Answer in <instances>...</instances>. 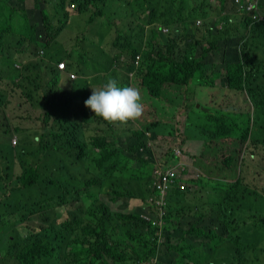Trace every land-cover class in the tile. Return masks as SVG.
Masks as SVG:
<instances>
[{"label": "trees", "instance_id": "1", "mask_svg": "<svg viewBox=\"0 0 264 264\" xmlns=\"http://www.w3.org/2000/svg\"><path fill=\"white\" fill-rule=\"evenodd\" d=\"M24 1L0 0V59L3 45L8 44L7 39L11 36L18 34L20 41H28L30 45L39 43V38L45 42L58 38L63 28L71 25L70 11H75L83 14L85 25L95 28L94 31L104 23L110 25L111 33H93L91 40L97 38L106 44L104 46L109 50L106 58L115 65L123 55L131 53L130 61H133L134 56L140 54L133 81H137L135 85L140 90L143 105L148 95L161 98L164 93L172 91L171 87H181L179 91H183V87L192 81L209 78L212 73L217 74V79H213L208 101L214 100L212 103H215L231 92L245 91L256 109H263L258 112L262 116H257L254 121V128L261 130L262 137L252 136L248 129L241 140L250 139L253 148L250 153L253 155L262 148L264 158V21L251 30L247 44L255 46L250 48L247 45L239 58L233 49L235 44H239V39L233 34L236 27L225 25L224 29H218L216 24L222 23L218 19L225 21V17L210 19L212 15L219 16L223 10L226 11L233 0H217L222 3L219 8L208 0H134L136 7L130 3L131 0H114L109 9L108 0H51L56 10L53 19L58 25L53 23L46 7L40 8L41 4H46L41 0H34L39 11L30 9L39 21L31 23L28 11L21 6ZM260 1L264 14V0ZM71 4L74 9H71ZM16 11H21L22 17H15ZM197 19L202 20L200 26L195 24ZM121 31L127 33L124 39ZM94 47L88 46L85 50ZM221 50L233 56L222 69L219 64ZM243 63L251 70L243 71ZM4 66L9 70H3ZM0 68V82L6 84L0 87V160L14 161L18 157L16 169L21 170L14 175L13 169H0V264H132L134 260L150 258L156 260V264H203L194 248V240L202 237L209 238L210 247L215 239H227L226 251L220 257L209 259L211 264H243L236 255L230 254L245 247L237 238L231 239L229 227L233 223L234 212H241L244 203L249 202L247 214L255 219L258 230L264 228L254 208L257 204L264 207V160L262 164L253 166L254 173L247 168L242 171L243 175L241 173L229 183L225 174L232 166L233 156L223 158L221 163L224 167L219 171L224 181L219 179L212 189H203L205 186L199 185L202 191L194 197L197 201L189 205L187 197L188 202L182 210L176 211L175 205H168L161 227L166 241L159 244L156 241L159 238L156 236L158 227L141 219L136 212L125 215L110 211L109 206L99 200V194L104 185L106 187L110 183L106 182L110 176L121 175L129 169L126 184L130 189L123 192L111 182L106 192L111 201L133 197L137 184L141 181L146 185L151 183L153 170L160 161L168 164L178 161L173 153V149L178 148L177 141L174 146L170 141L176 130H168L158 120L149 118L145 109L143 119L136 120L138 125L131 130V142L112 147L111 142L105 139L120 129L115 127L126 124H108L88 109V115L94 117L96 123L106 126L103 130H92L104 133L106 138L94 140L96 142L91 144L99 149L98 156L92 158L96 173H91L89 168L83 169L79 164L86 157L88 146L76 144L75 137L70 138L72 133L67 134L70 126L77 124L69 121L83 122L86 114L83 113V119H76L75 112L63 111L68 105L61 97L62 90L47 89L48 82L41 76L42 63H31L25 68L26 72H18L0 60ZM25 73L28 74L22 76ZM221 74L224 77L221 79L223 89L218 98L216 82ZM114 79L119 86H128V76ZM99 83L101 87L105 84L103 81ZM8 96L15 103L10 104ZM39 99L46 100L47 106L54 104L61 110L52 114L46 110L47 106L42 105L44 111L38 113V118L42 116L39 120L44 128L36 134L40 149L34 152L33 145L28 144L29 130L25 127L33 115L34 103ZM6 105L7 110L12 106L16 109L15 119L12 118L14 116H6ZM55 121L56 133L51 134L49 124ZM39 128L33 127L35 130ZM217 128L220 135L232 134L231 128L219 122ZM13 134H17V143L19 140L15 149L21 148L17 157L13 154L14 148L8 146ZM4 143L8 149H3ZM6 154L8 156L5 157ZM28 156L33 159L30 165H27ZM32 188L46 199L33 201L28 191ZM218 188L224 194L220 202L205 198V192ZM200 197L204 200L201 205L198 204ZM234 219L243 222V216ZM33 220L38 221L36 225L27 224ZM18 224L25 225L24 234H14L21 232ZM234 224L240 227V224ZM172 237L176 238L174 242ZM158 244L164 251L157 248ZM255 248L259 245L250 247L251 250Z\"/></svg>", "mask_w": 264, "mask_h": 264}, {"label": "clouds", "instance_id": "2", "mask_svg": "<svg viewBox=\"0 0 264 264\" xmlns=\"http://www.w3.org/2000/svg\"><path fill=\"white\" fill-rule=\"evenodd\" d=\"M233 4L230 5V7L227 6L226 11L223 10V13H219V16H216L215 14L211 16L210 19L213 18H220V17H225V21H222V19H218L219 22H222L220 24H216L218 29H224V26H232L236 27L234 29L233 34L239 39V44H235L233 46V49L236 50L237 56L239 55L242 57V54L246 48L247 45H249L250 48H253L255 45L254 44H247L250 37H251V30L254 28V25L257 23L263 22L264 21V14L261 11V1L260 0H233ZM209 3L217 6L218 8L222 7V3H220L217 0H208ZM71 9H74L75 7L73 4L70 5ZM33 8L37 9L35 5L33 4ZM74 7V8H73ZM45 8V7H43ZM202 23L201 19H197L195 21V24L197 26H200ZM248 23V24H247ZM237 29V30H236ZM209 31V27L207 28ZM61 34V33H60ZM18 34L16 36H11L13 38L12 43L10 44H15V55L17 57L14 59L13 64L8 66L11 67L14 71L18 72H26L27 68L31 63L34 62H41L42 63V71L41 76L42 78H46L47 83V89L50 91H55V90H62L61 97L63 101L68 105L66 108L63 109L64 112H67L68 110L74 111L80 108H85L87 111L88 109L96 116L105 121L108 124H126L127 126H132V128L137 127L134 125H131L135 123L136 120H138L144 112V105L141 102L142 97L140 90L136 88L134 80V73H136V69L139 66V61H140V54H136L134 56L133 61L130 62L131 54L128 55H123L120 57V60H128L129 64V70L132 68L131 71L125 72V75L128 76V86H119L118 81L114 78H108L107 82L103 84L102 87L99 89H93L91 90L90 87L84 83L82 85V72L83 68L79 63H82L84 66L86 65L83 59H81L78 62V65L75 66V62L78 60L77 58L73 59L72 62L70 63L69 59H66V56L68 58L70 57V47L64 48V45H61L58 48L52 47V50L49 52H46V49L41 46L37 47V45H30L29 42L20 41V36L17 38ZM59 38V35H58ZM40 44H50V43H55V44H63L60 41H53L50 40L49 42H45L42 40V38H39ZM9 44V43H8ZM38 44V43H37ZM54 45V44H53ZM7 44L3 45V49L1 51L2 56H6L7 58H10L9 55L6 53ZM72 48H76L75 45L72 46ZM106 51H101L100 53L104 55V53H107L109 50L105 48ZM75 50V49H74ZM62 51L65 56H61L60 52ZM85 55L87 56H92L94 54L93 51L90 49H86ZM90 53V54H88ZM71 56H75L74 54H71ZM233 56H228L224 50H221L219 53V64L222 69V67L228 62L230 59H232ZM240 58V57H239ZM103 60H109L110 63L112 64L111 68H114L115 64L113 61L110 60V58H99L98 62H101ZM117 61L116 65L119 69H122V67H125V63L122 61ZM96 61V60H95ZM244 64V63H243ZM120 65V66H118ZM87 66V65H86ZM6 66L3 67V70H6ZM8 69V68H7ZM9 70V69H8ZM224 70V69H223ZM251 70L247 65L244 64L243 71H249ZM143 71L146 73L145 67L143 65ZM212 71V69H211ZM225 71V70H224ZM28 73L22 74V76H26ZM123 74V73H121ZM263 74V73H262ZM122 76V78H126V76ZM212 74H209L211 76ZM244 75L245 72H244ZM264 75V74H263ZM224 78L222 77V74L219 75L218 81L219 85L221 86V79ZM134 86V87H133ZM89 87V90L87 88ZM42 91V90H40ZM89 91V94L87 96L86 92ZM8 92V90H6ZM42 96V92H39ZM243 93L246 94L247 99L249 102H251V111L249 115V132L251 133L252 131V136H254L256 133V137H259L261 134L259 131H256L254 128V121L255 118L258 116V112L263 109H256V106L253 104V102L249 99L247 93L243 91ZM82 94H84V97L82 98ZM211 94V92H210ZM210 96V95H209ZM8 100V97H7ZM79 101H82L80 104ZM38 102L34 103L35 105L38 104ZM33 104V105H34ZM207 106L209 109H206L205 114L203 117L207 115V119L213 120L207 123V125L201 126L204 130H209L213 133V139L218 140V141H228L230 138L233 137H238L235 140H238L239 143L241 144V150L239 152V162L238 164L240 165V174L241 175L242 171H244L247 168H251L252 173L254 172L253 166L257 164H262L263 163V154H262V148H258L257 151L258 153L256 155H253L250 153V149L252 144L250 139L247 141H242L241 139L244 137H241L240 134L241 132L245 131V125L243 122V116L240 114L237 118L239 119L238 124H234L232 121V114L229 110H227V113H224V111H220L216 109L219 107V104L217 103H211L208 105L207 101ZM68 108V109H67ZM6 112L9 111L11 113H14L15 115H12L10 113H6L7 117L14 116L12 118H16V109L12 106L9 107L7 110V105L5 106ZM48 111V107L46 109ZM176 110H181V108L177 107ZM44 110H42L40 113H43ZM39 113V114H40ZM42 117V116H41ZM41 117L38 118V115L34 117L33 115L30 118L29 122H35V124L32 125H26L25 128H28V144L33 145V148H38V138L36 137V134L38 133L39 130L42 131L44 127H41L42 122L39 120ZM40 121V122H39ZM72 123H77L73 124L70 126L68 129L67 134L72 133V136L70 137L71 139H74L75 137V142L76 144H86L88 146L86 150V157L83 159L82 163H79L80 166L84 168H89L91 173H96L93 171L95 168L94 162L92 160L93 157L98 156L99 154V149L96 147H92L91 144L96 142L94 140H101V138L105 139V134L104 133H94L92 130H87L85 128V122H76V121H69ZM129 122V123H128ZM221 123L229 128L232 129V134L231 135H220L217 133V123ZM126 125H120L115 128H120ZM39 126V129H33V127ZM96 130H103L106 128L104 124H98L95 122ZM199 128V133L198 135L200 136L197 138L198 140L203 142V137L201 135L202 130L200 126H197ZM56 128H57V123L52 122L49 124V133H56ZM118 129V130H120ZM25 130V129H23ZM118 130H114L118 131ZM34 131V132H33ZM33 132V133H32ZM113 132V135H108V139L106 138L105 140L111 142V146L114 147L117 145L116 139L118 136H115ZM238 132V133H237ZM66 134V135H67ZM90 134H93V136H90ZM131 134V130H130ZM98 135V136H97ZM220 135V136H218ZM20 137V135H19ZM132 138V136H130ZM204 137L206 135L204 134ZM244 142V143H242ZM17 146L19 144V140L17 143V134H13L11 143H8L9 147L11 146ZM36 145V147H34ZM177 146L178 148L173 149V153L175 154L174 150L177 149L179 151L178 154H175V157L178 159V161L174 163H166V161L162 160L160 161L154 168L153 170V180H151V183L148 184V188L145 191H141L138 186L135 188L134 195L133 197H130L128 199L125 198H120L116 199L115 201H111V204H119L120 208L118 209H112L110 205L109 210L115 213H120V214H129L130 212H136L137 214L140 215V218L143 219L146 222H150L152 225H155L158 227V231L156 232V236L159 238L156 240L159 244L165 242V238L162 237V225H164V217H165V210L168 207V205H174V199L176 196H183V197H188L189 198V203L190 199L195 196H199L200 192L202 191V188H199V183L200 180L206 179L209 181L208 178H202V175L198 174L195 172V170H198L195 166L194 163L188 162V160H192L194 157L189 158L186 157L185 153L187 152V148L182 145L181 143V137L180 133H178L177 136ZM13 148V147H12ZM225 147H221V149L218 151L222 152ZM184 149L186 152H184ZM141 150V149H140ZM17 150L14 148V156ZM217 153V152H213ZM212 153V155H213ZM237 151L234 152H229L224 158H227L228 156H233V160L236 157ZM32 155V154H30ZM8 156L7 154L5 157ZM34 156V155H33ZM196 156V155H194ZM17 157V156H16ZM201 157L209 158L205 154L200 155ZM28 158H31L28 156ZM188 158V159H187ZM257 159H261V163L257 162ZM247 160V162H246ZM3 161H8L9 163L6 165L5 168L1 167ZM13 162L16 164L18 163L17 158L14 159V161H11V159L7 160L5 158H2L0 160V169H13ZM90 162L91 166L87 165L86 163ZM199 164V162H197ZM233 164V162H232ZM231 164V165H232ZM86 166V167H85ZM237 167V166H236ZM86 170V171H89ZM173 173V176H168V173ZM194 172V173H193ZM14 175H18L21 173V170L18 169H13ZM0 174H2L0 170ZM243 175V173H242ZM202 178V179H200ZM199 179V180H198ZM115 188L121 189L123 192H126L128 188L123 184V183H114ZM110 186V184H109ZM105 190L104 194H107V190ZM181 186L183 189H181ZM33 189V188H32ZM205 189V188H203ZM110 196L109 194H107ZM195 201V198H193ZM100 200V199H99ZM101 201V200H100ZM140 201V205H135L134 202ZM103 202V201H102ZM127 204H126V203ZM204 203V200H202V197L199 198L198 204L201 205ZM246 204V203H244ZM75 206V205H74ZM248 211H246L247 213ZM161 235V236H160ZM206 240L209 241V238H206ZM200 241V238H196L194 242ZM174 242V241H172ZM210 242V241H209ZM157 246V248H160L164 251L163 248L160 246ZM206 252L211 250V247L208 245L205 247ZM132 264H156V260L153 258L150 259H142V260H134Z\"/></svg>", "mask_w": 264, "mask_h": 264}, {"label": "rangeland", "instance_id": "3", "mask_svg": "<svg viewBox=\"0 0 264 264\" xmlns=\"http://www.w3.org/2000/svg\"><path fill=\"white\" fill-rule=\"evenodd\" d=\"M43 2H46V4H41L40 8L46 7V9L49 12V15L51 19L56 16V10H55V5L54 2L51 0H41ZM54 1V0H53ZM112 1L114 0H108L107 6L108 9L110 8ZM125 1V0H124ZM188 2L189 0H185ZM130 3L133 4V7H136V4L134 3V0H131ZM34 4V0H25L24 4L21 6L23 9L28 11L27 14H29V20H31V23L39 21V18L32 12L35 11L32 6ZM32 11H31V10ZM46 10V11H47ZM36 11H39L37 9ZM15 17H22L21 11H16ZM107 18V17H106ZM108 19V18H107ZM106 19V20H107ZM69 20L71 22L70 26H67L63 28L61 31V34H59V38H55L53 40L55 41H60L63 44H55V43H50V44H36L37 47L43 46L46 49V52H49L52 50V47L55 46V48L60 47L61 45H64V48L70 47V57L66 56V59L72 62L73 59L77 58L78 60L75 62V66L78 65V62L83 59L87 67L93 68L95 72L99 71L100 68L105 66L106 68L109 67L107 60H103L99 62V65L93 64L95 60H98L99 58L106 59L108 57L107 53L101 54L99 51H106L105 46L106 44L100 43L99 40H94L92 41L91 34L96 33V34H102L106 35L107 33H111L110 25L107 23H104L102 26L98 27L97 30L94 31L95 28L90 27L85 25L84 17L83 14H77L75 11H70L69 15ZM53 23L58 25L57 20L54 18ZM40 27H38L39 29ZM39 32V30H38ZM113 32V31H112ZM115 33V32H114ZM121 38L124 39L127 36L126 31H121ZM113 36V35H112ZM8 43L6 46L7 49V54L9 55L10 58H7L6 56L1 57V61L7 62L9 59L8 63L9 65L13 64L14 59L17 57V55L14 56L15 54V44H10L12 43L9 42V39H7ZM81 43V44H80ZM86 43H94V44H86ZM54 44V45H53ZM76 46V50L72 49V46ZM88 46H95L94 48L90 49L91 51L94 52L92 56H87L85 55V48ZM61 56H65L62 51H59ZM71 54H74L75 56H71ZM1 72V68H0ZM213 79H217V74L212 73V76L209 78H205L203 80H194L192 81L188 86L183 87V91H179L181 87H171L172 91H168L167 93L163 94V97L161 98H154L150 97L149 95L147 96L146 104L144 107V110L146 109L149 114V118H152L154 120H158L163 127L167 128L168 130L175 129V135L171 141L172 146L175 145L177 141V136L178 133H180L181 137V143L183 146L187 148V152L184 149V152L186 157L189 156V158L194 157L192 160H188L190 163H194L196 161L195 166L198 170H195L198 174L202 175V178H208L209 181L206 179H202L199 181V183L203 186H205V189H212L214 188L219 179L223 180V174L219 171L220 168H223L224 166L221 163V160L229 154V152H234L237 151L236 157L233 160L232 166L227 170V176L226 182H233L236 178L239 177L240 174V165L238 164L240 158L239 152L241 150V144L239 143L237 139L238 137H233L230 138L228 141H218L213 139V133L209 130H204L201 126H206L208 122L213 121L207 119V115L205 117V111L206 109H209L207 106V101L208 97L210 95V92H212V87H213ZM216 88H218L217 93H218V98L220 96V90L223 88L219 85V81L217 80L216 82ZM124 86L123 84H120ZM6 84L4 82H0V87H5ZM101 86V84H99ZM134 87V86H133ZM92 90V89H91ZM212 96V95H211ZM8 100H10V104L15 103V100L10 98L8 96ZM44 100V98H43ZM39 99V103L36 104V107L34 110H32L33 116L36 117L38 113H40L43 110V104L44 106H47V101H43ZM214 100H209L208 105H210ZM81 104L82 101H79ZM216 104H219V107L216 109L220 111H224V113H227V110H229L232 114V121L234 124L239 123V119L237 118L240 114L243 116V122L245 125V130L249 129V115L251 111V102L248 101L247 96L243 91H238V92H231L227 96H223L218 99V101L215 102ZM54 104H50L49 106V112L52 114L58 113L61 109H56L57 106ZM179 107L181 110H176V108ZM33 109V107L31 108ZM261 111V110H260ZM8 113L15 115L14 113H11L7 111ZM259 117L262 116V114H258ZM139 119H143L142 116ZM35 124V122H28V125ZM131 125L137 126L138 123L137 121ZM197 126H200L202 130V137H203V142L198 140L200 136L198 135L199 133V128ZM132 126H123L121 127L120 130L115 131L114 135L118 136L116 139V143L119 146H125L127 143L131 142V134L130 130H132ZM177 130L178 133H177ZM259 132H261L260 129H258ZM34 132V131H33ZM32 132V133H33ZM238 133V132H237ZM204 134L206 137H204ZM252 134V131H251ZM257 134V133H256ZM256 134L254 137H256ZM260 137H262L261 134H259ZM241 137H244L245 134L244 132H241L240 134ZM133 139V137H132ZM5 144V143H4ZM12 146V144H11ZM13 148L17 146H12ZM36 147V145H34ZM221 147H225L222 152L218 151L221 149ZM3 149H8L7 145H4ZM21 148H18L15 154L18 156V151ZM38 148H33V151H37ZM217 153H213V152ZM213 153V155H212ZM205 154L209 158L201 157L200 155ZM196 155V156H194ZM35 156V155H34ZM134 159V158H133ZM188 159V158H187ZM18 160V157H17ZM37 161V159H35ZM199 162V164L197 163ZM247 162V160H246ZM257 162L261 163V159H257ZM8 161H3L1 167L5 168L6 165L8 164ZM33 163L32 158H27V165H30ZM87 165L91 166L90 162L86 163ZM134 165H130V167H133ZM237 166V167H236ZM86 167V166H85ZM17 168V164L13 162V169ZM129 170V169H128ZM128 170L121 174V175H115L114 177H111L106 180V182H112V183H123L127 188L126 184V173ZM252 171V170H251ZM194 173V172H193ZM213 173V174H212ZM254 173V172H253ZM250 174V172H249ZM213 179V180H212ZM109 183V184H110ZM213 183V184H212ZM262 183L264 181L262 180ZM107 184V183H106ZM109 184L105 187L102 188V192L99 194V199L103 202H106L108 205L111 206L112 209H118L120 208L119 204H111V202L108 200L109 196L107 194H104L105 190L109 186ZM213 185V186H212ZM137 186L140 188L141 191H145L148 188V184L146 185L144 182H140L137 184ZM136 186V187H137ZM130 189V188H128ZM222 190V189H221ZM218 188L217 190H212L205 192V198L209 201H215V202H220L222 197L224 196L223 192ZM30 197L33 199V201H40L43 199H46L43 195H41L36 189H30ZM192 197L190 199V202H188L187 197L183 196H176L174 199V205L176 206V211L182 210L185 208L186 202L189 205H193L197 199L195 198V201ZM243 202V200H242ZM126 203V202H125ZM252 203H255L252 201ZM127 204V203H126ZM134 206L140 205V201H136L133 203ZM250 207V203L244 204L243 209L241 212L239 210H236L233 214L234 217H232L231 221L233 222L230 227V233H231V239L237 238L240 240V242L243 243V246L245 249L238 251L237 253H230L232 255H236L239 258V261L242 262L243 264H264V228H257L255 219L246 213L247 208ZM239 208V205H238ZM242 208V205H241ZM258 212H257V219L261 222L264 223V207L259 206L258 204L254 207ZM253 213L255 214L256 212L252 210ZM66 214L63 215V218H65ZM240 216H243V222H237L235 221L234 218H239ZM37 220H33L30 223L31 225H36ZM234 223L240 224V227ZM19 225V230L21 231L20 233H14V234H24L25 233V225L23 224H18ZM236 227V229H234ZM264 227V225H263ZM245 234V237L243 235ZM180 238V237H177ZM174 237H172V241H175ZM183 239H180V242H182ZM227 239L226 238H218L215 239L212 242V247L211 250L206 252L205 247L209 245V241L205 239V237L200 238V241L195 242L194 248L195 253L201 256V261L203 264H211L209 259H213V257H220L225 251H226V245H227ZM235 243V242H234ZM232 243L231 245H234ZM2 244H6V241L3 240ZM205 247H203V245ZM259 245V248H255L253 250L250 249L252 245ZM229 245V247L231 246ZM250 245V246H249ZM210 246V245H209ZM204 251L206 253H204Z\"/></svg>", "mask_w": 264, "mask_h": 264}, {"label": "crops", "instance_id": "4", "mask_svg": "<svg viewBox=\"0 0 264 264\" xmlns=\"http://www.w3.org/2000/svg\"><path fill=\"white\" fill-rule=\"evenodd\" d=\"M131 53L128 54V56L130 55ZM122 62L125 63V67H122V69H119L116 65L114 66V68H111L112 64L110 63L109 60H107V63H108V66L109 67H105L103 66L102 68H100L99 71L95 72L93 70V68H89V66L87 67L86 65L84 66L82 63H79L81 65V67L83 68L82 72H84L82 74V78H83V81H82V85L87 84L90 89H99L101 86H99V82L100 81H103V82H107L108 78H116V77H122L125 75V72H127L129 70V64L128 60H120ZM131 62V61H130ZM93 64L95 65H99V62L98 60L94 61ZM120 66V65H118ZM132 68H130L129 71H131ZM123 73V74H121ZM126 76V75H125ZM89 87L87 88V90H89ZM89 94V91L86 92V95L87 96ZM84 97V94H82V98ZM72 112H75L76 115H77V118L76 119H83L84 115L83 113L86 114V118H84L85 120L83 122H85V128L87 130H95L97 129L96 126H95V121H94V117L92 116H89L88 115V111L83 107L82 108V111H80L79 109L77 110H74ZM88 115V116H87ZM90 136H93V134H90ZM98 136V135H97Z\"/></svg>", "mask_w": 264, "mask_h": 264}, {"label": "built area", "instance_id": "5", "mask_svg": "<svg viewBox=\"0 0 264 264\" xmlns=\"http://www.w3.org/2000/svg\"><path fill=\"white\" fill-rule=\"evenodd\" d=\"M174 152H175V154H178L179 153V151L177 149H175ZM168 176H173V173L172 172L171 173L169 172L168 173ZM181 189H183L182 186H181Z\"/></svg>", "mask_w": 264, "mask_h": 264}]
</instances>
